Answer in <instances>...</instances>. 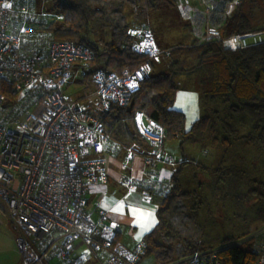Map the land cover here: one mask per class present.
I'll list each match as a JSON object with an SVG mask.
<instances>
[{
	"label": "built area",
	"instance_id": "built-area-1",
	"mask_svg": "<svg viewBox=\"0 0 264 264\" xmlns=\"http://www.w3.org/2000/svg\"><path fill=\"white\" fill-rule=\"evenodd\" d=\"M241 1L178 0L177 8L198 44L225 42L232 50L263 44L264 30L223 38L224 16ZM12 7V0H0V81L12 83L18 103L24 100L21 108L34 107L22 112L13 105L3 107L0 93V210L13 223L19 264H152L142 261L143 241L126 249L114 241V222L90 219L84 211V195L106 180L107 169L101 160L89 158L109 141L101 117L112 104L128 106L161 50L149 30L130 26V49L146 61L132 72L97 70L92 75L95 90L84 97L86 107L80 106L65 96L63 87L72 79L73 63L91 60L89 48L69 41L49 42L48 36L25 25L10 32ZM40 41L48 46V65L43 68L37 67L38 57L24 55V50L30 51L28 46ZM134 123L148 144L145 159L168 160L161 127L141 112L135 113ZM121 182L128 189L135 188L127 172L121 173ZM246 240L259 249L256 264H264V224L235 244ZM168 264L221 262L218 249H208Z\"/></svg>",
	"mask_w": 264,
	"mask_h": 264
},
{
	"label": "trees",
	"instance_id": "trees-1",
	"mask_svg": "<svg viewBox=\"0 0 264 264\" xmlns=\"http://www.w3.org/2000/svg\"><path fill=\"white\" fill-rule=\"evenodd\" d=\"M12 1L8 22L10 32H15L17 26L27 25L48 36L49 42L69 41L88 47L92 58L83 65L89 69L86 76L91 77L97 70L118 74L132 72L146 61L145 56L131 51L132 38L127 34V29L130 26L144 28L153 36L146 22L150 14L164 6H177L178 2L51 0V8L45 11V18L38 19L34 13H30L25 0H18L16 3ZM217 3L221 7L224 5ZM125 6L129 8L130 21L123 11ZM22 7L21 13L15 10ZM23 11H26L25 15ZM221 27L223 38L230 34L242 35L264 30V0H242L239 5L231 6ZM97 30L101 32L98 35L100 38L94 40L92 37ZM103 36L106 39H102ZM26 49L30 51L24 50V55L30 58L35 59L45 54L48 57V46L43 41ZM161 53L167 58L168 72L155 75L149 72L133 93L129 101L132 103L130 110H127V106L110 105L100 120L104 133L109 140L123 147L132 148L137 153H146L148 144L140 136L134 123L135 113L141 112L146 120L161 127L163 143L174 139L178 140L181 148L183 144L190 143L200 150H205L208 143L213 149L220 150L217 167L196 165L210 172L213 191H222L227 187L238 190L242 182L237 163L245 161L246 170L253 173L254 158L244 159V155H250L247 148L259 151L264 147V44L232 50L225 42L198 44L193 40L188 46L182 45L164 52L161 50ZM36 64L37 67H44L38 61ZM185 73L193 74L196 78L202 111L187 130L184 128V113L173 108L176 90L174 78ZM0 93L3 107L12 106L15 102L17 104L18 94L12 83L0 81ZM246 126L249 127L248 131L242 134L239 128ZM236 144L242 146L243 154L234 148ZM241 157L244 160L239 159ZM180 173L179 168L170 176L169 189L163 194L156 210V224L143 237L145 252L142 260H151L148 263L168 264L192 252L204 250L201 228L188 213L189 208L183 204L195 192L182 188ZM261 181L263 180L252 181L254 183L242 194L247 199L261 203L256 209L258 212L255 221H262L264 224V182ZM233 195L239 197L238 192ZM253 229L249 226L239 236L222 240L218 248L221 264H256L259 249L252 240L234 243L248 236Z\"/></svg>",
	"mask_w": 264,
	"mask_h": 264
},
{
	"label": "rangeland",
	"instance_id": "rangeland-1",
	"mask_svg": "<svg viewBox=\"0 0 264 264\" xmlns=\"http://www.w3.org/2000/svg\"><path fill=\"white\" fill-rule=\"evenodd\" d=\"M16 1L18 0H14L15 3ZM25 1L26 6L34 7L33 9L37 13L47 11L51 8V0ZM15 10L21 13L23 7ZM123 11L130 21L128 6H125ZM146 22L153 33L156 45L163 51L182 45L188 46L193 40L196 42L187 21L181 17L176 5L164 6L152 12ZM100 33V30H97V33L92 38L94 40L100 38L98 36ZM107 36L109 37V32ZM101 38L106 39L104 36ZM85 71L88 73L89 69L85 68ZM150 72L151 75L168 72L167 58L165 55H161L158 60L151 61ZM185 74L187 76L191 75L190 73ZM185 74L184 80L176 78L177 75L174 78L176 85L174 99H176L178 92L187 90L190 87V84L186 82ZM89 87V80L85 83H79L78 78H74L71 83L64 85L63 92L69 99L76 102L79 100V105L82 106L84 104V95L87 93ZM23 103L24 100L21 101V105ZM12 105L20 109L21 112L25 108L29 111L34 109L31 106L21 108L18 102ZM239 129L242 134H245L249 127H241ZM164 146L172 154V158L174 155L177 157V159L174 157L176 162L182 161L181 156L183 153V159L186 158L191 163L181 171L180 183L184 190L193 191L195 194L189 199L184 200L183 204L189 208L188 213L196 219L201 228V242L204 250L218 249L223 239L239 236L247 227L251 226L255 229L262 224V221H255L256 212H258L256 209L257 207L259 208L261 203H257L256 200L253 201L251 198L247 199L242 192H246L254 183L252 181L263 180L261 183L264 182V147L259 151L255 148H247L250 155H248L249 157L244 155V159L254 158L253 173L246 170L245 161L241 164L237 163L238 173L241 175L242 182L238 190L227 187V189L224 188L222 191L220 189L213 191V178L210 176V172L195 163H199L205 167H217L220 161V150L213 149L208 143L206 144L205 150H200L196 145L190 143L183 144L181 148L179 142L176 140H166ZM234 148L243 154L242 150L244 151V149H241L242 146L240 144L234 145ZM230 150H233V148ZM204 151H206L205 154ZM239 159L244 160L242 157ZM234 192H238L239 197H234ZM249 203H251V206H248ZM0 218L3 220V225H0V264H18L19 252L13 239L15 234L13 223L8 215L1 210Z\"/></svg>",
	"mask_w": 264,
	"mask_h": 264
},
{
	"label": "crops",
	"instance_id": "crops-1",
	"mask_svg": "<svg viewBox=\"0 0 264 264\" xmlns=\"http://www.w3.org/2000/svg\"><path fill=\"white\" fill-rule=\"evenodd\" d=\"M38 62L43 66L48 65L47 54L39 56ZM85 68L82 63H73L72 79L69 82L71 83L74 78H78L79 83L89 80L90 87L84 97L95 90L92 77L86 76ZM185 77L190 87L177 93L173 108L184 113V128L187 130L200 117L202 111L199 106L196 78L193 74L190 76L185 74ZM176 78L184 80V74H178ZM86 105L84 101L82 106L86 107ZM164 145L165 142L163 149L166 153L168 152L167 155L171 160L170 158L146 160L144 153H137L135 150L129 152L132 148L123 147L111 140L104 144L99 153H90L89 158L98 157L101 160L102 165L107 169V175L104 183L85 192L84 211L94 223L114 222L117 226L114 241L126 249H133L143 241L144 235L154 228L157 221L156 210L162 201L163 194L169 189V178L172 173L179 168L183 171L185 166L191 164L188 159H183V153L182 161L176 162L177 157L174 155L172 158V154L165 149ZM122 172L132 176L135 185L133 190L122 184ZM142 261L147 262L148 259Z\"/></svg>",
	"mask_w": 264,
	"mask_h": 264
},
{
	"label": "bare ground",
	"instance_id": "bare-ground-1",
	"mask_svg": "<svg viewBox=\"0 0 264 264\" xmlns=\"http://www.w3.org/2000/svg\"><path fill=\"white\" fill-rule=\"evenodd\" d=\"M29 7V9H30V13L32 12V13H34V16L35 17H37L38 19H42V18H45V16H46V13H45V11L44 12H41V13H37L32 7H30V6H28ZM43 35H44V33H43ZM197 43V42H196ZM264 44V43H263ZM165 51V50H164ZM163 50H162V52H164ZM164 150V149H163Z\"/></svg>",
	"mask_w": 264,
	"mask_h": 264
},
{
	"label": "water",
	"instance_id": "water-1",
	"mask_svg": "<svg viewBox=\"0 0 264 264\" xmlns=\"http://www.w3.org/2000/svg\"><path fill=\"white\" fill-rule=\"evenodd\" d=\"M132 107V103H129L128 106H127V110H130Z\"/></svg>",
	"mask_w": 264,
	"mask_h": 264
}]
</instances>
